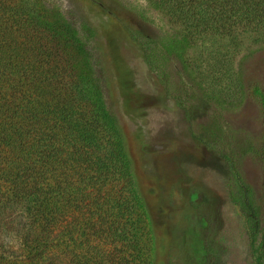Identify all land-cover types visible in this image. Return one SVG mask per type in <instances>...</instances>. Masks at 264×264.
I'll list each match as a JSON object with an SVG mask.
<instances>
[{"label":"trees","instance_id":"trees-1","mask_svg":"<svg viewBox=\"0 0 264 264\" xmlns=\"http://www.w3.org/2000/svg\"><path fill=\"white\" fill-rule=\"evenodd\" d=\"M142 1L171 27L156 41L133 38L166 93L179 81L178 100L188 94L193 107L214 110L225 98L233 109L252 99L264 123V88L244 83L234 61L242 40L264 46V0ZM96 36L45 0H0V264H154V233L91 45ZM192 51L208 64L214 58L208 81ZM176 64L181 74L166 72ZM222 134L234 140L214 111L200 139L221 150ZM244 143L242 154L260 162L264 191V140ZM217 152L254 264H264L254 191L236 152Z\"/></svg>","mask_w":264,"mask_h":264},{"label":"rangeland","instance_id":"rangeland-1","mask_svg":"<svg viewBox=\"0 0 264 264\" xmlns=\"http://www.w3.org/2000/svg\"><path fill=\"white\" fill-rule=\"evenodd\" d=\"M45 3L69 10L97 33L91 45L108 78L110 107L146 205L155 238L154 264H254L242 215L231 199L228 165L217 151L236 152L239 170L252 187L264 219L262 167L255 156L241 152L245 141L259 148L264 140L257 104L244 98L236 109L228 108L224 97L223 107L214 110L202 103L196 108L188 94L180 92L181 101L175 97L179 81L166 93L133 38L156 41L171 27L142 0ZM190 55L203 71L201 79L208 81L214 58L208 64V58L198 51ZM234 61L244 83L252 81L264 88V46L244 39ZM165 70L182 73L177 64ZM214 111L234 136L232 141L225 134L219 137V144H224L221 150L220 145L209 148L200 139Z\"/></svg>","mask_w":264,"mask_h":264}]
</instances>
